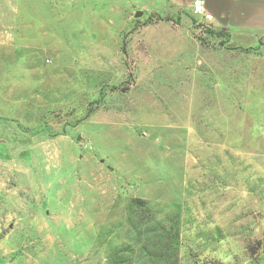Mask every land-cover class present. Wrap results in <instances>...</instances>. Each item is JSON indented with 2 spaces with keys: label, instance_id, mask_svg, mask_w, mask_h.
I'll use <instances>...</instances> for the list:
<instances>
[{
  "label": "rangeland",
  "instance_id": "1",
  "mask_svg": "<svg viewBox=\"0 0 264 264\" xmlns=\"http://www.w3.org/2000/svg\"><path fill=\"white\" fill-rule=\"evenodd\" d=\"M140 6L0 0V264H264V43Z\"/></svg>",
  "mask_w": 264,
  "mask_h": 264
},
{
  "label": "crops",
  "instance_id": "2",
  "mask_svg": "<svg viewBox=\"0 0 264 264\" xmlns=\"http://www.w3.org/2000/svg\"><path fill=\"white\" fill-rule=\"evenodd\" d=\"M129 3L132 0H128ZM140 9L159 16L167 15L170 10L184 11L183 14L201 17L215 28H220L235 43L248 46L264 43V0H136ZM203 5L204 14L212 15L206 20L203 13L195 11V5ZM135 9L138 6L135 5Z\"/></svg>",
  "mask_w": 264,
  "mask_h": 264
},
{
  "label": "trees",
  "instance_id": "3",
  "mask_svg": "<svg viewBox=\"0 0 264 264\" xmlns=\"http://www.w3.org/2000/svg\"><path fill=\"white\" fill-rule=\"evenodd\" d=\"M142 204V210L145 205L148 206V203L145 201H143ZM148 211H150V207L148 208ZM179 232V220L175 219L170 225L169 229H163L160 232V235H162L161 245L154 246L155 249L150 250L149 247L146 246L148 244H144L140 247V253H142L143 255H147V257H149L151 261L157 262L156 264H160L162 260H168L173 256L178 258L180 250Z\"/></svg>",
  "mask_w": 264,
  "mask_h": 264
},
{
  "label": "built area",
  "instance_id": "4",
  "mask_svg": "<svg viewBox=\"0 0 264 264\" xmlns=\"http://www.w3.org/2000/svg\"><path fill=\"white\" fill-rule=\"evenodd\" d=\"M195 11L197 13H203L206 20H212L213 19L212 15L204 14L203 5L200 2H197V4L195 5Z\"/></svg>",
  "mask_w": 264,
  "mask_h": 264
},
{
  "label": "water",
  "instance_id": "5",
  "mask_svg": "<svg viewBox=\"0 0 264 264\" xmlns=\"http://www.w3.org/2000/svg\"><path fill=\"white\" fill-rule=\"evenodd\" d=\"M143 16V12L142 11H138L136 13V18L142 17Z\"/></svg>",
  "mask_w": 264,
  "mask_h": 264
}]
</instances>
